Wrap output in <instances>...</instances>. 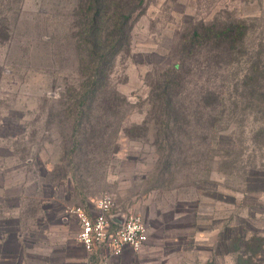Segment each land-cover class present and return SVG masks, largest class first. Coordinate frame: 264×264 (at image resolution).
Wrapping results in <instances>:
<instances>
[{
	"label": "rangeland",
	"instance_id": "rangeland-1",
	"mask_svg": "<svg viewBox=\"0 0 264 264\" xmlns=\"http://www.w3.org/2000/svg\"><path fill=\"white\" fill-rule=\"evenodd\" d=\"M75 4L0 0V264L80 254L66 211L105 194L147 225L134 264H264V0H145L84 102ZM201 21L246 44L195 49Z\"/></svg>",
	"mask_w": 264,
	"mask_h": 264
},
{
	"label": "trees",
	"instance_id": "trees-1",
	"mask_svg": "<svg viewBox=\"0 0 264 264\" xmlns=\"http://www.w3.org/2000/svg\"><path fill=\"white\" fill-rule=\"evenodd\" d=\"M143 6L145 0H76L71 15L72 36L79 60L86 62L91 72L81 85L83 102L85 97H94L104 84L115 56L128 45L135 14ZM191 30L188 36L195 49L212 46L221 53L245 45L248 37V26L241 21H201ZM188 36H184L185 41Z\"/></svg>",
	"mask_w": 264,
	"mask_h": 264
},
{
	"label": "built area",
	"instance_id": "built-area-1",
	"mask_svg": "<svg viewBox=\"0 0 264 264\" xmlns=\"http://www.w3.org/2000/svg\"><path fill=\"white\" fill-rule=\"evenodd\" d=\"M67 212L77 217L76 239L90 257L97 258V264H111V260L121 256L127 247L139 250L148 241V228L143 217L131 211L118 216L114 199L109 194L96 201L95 210L78 206ZM121 216L123 218L118 220Z\"/></svg>",
	"mask_w": 264,
	"mask_h": 264
},
{
	"label": "crops",
	"instance_id": "crops-1",
	"mask_svg": "<svg viewBox=\"0 0 264 264\" xmlns=\"http://www.w3.org/2000/svg\"><path fill=\"white\" fill-rule=\"evenodd\" d=\"M120 216L123 214V210L118 209ZM67 212V211H66ZM121 216L118 218V220L122 219ZM49 231L50 234L54 236V245L57 246V240H60V246L67 247L69 246L70 235H68L64 225H57L50 223L49 224ZM74 246L78 247V249L81 251L80 254L70 253V251L67 249L66 251V257L60 258L59 261H51L52 264H97V258L96 257H90L86 249L81 244H74ZM128 252H131L132 254L128 255ZM136 250L132 249L131 247H127L123 254L119 257H114L111 260V264H134L137 259L135 256Z\"/></svg>",
	"mask_w": 264,
	"mask_h": 264
}]
</instances>
